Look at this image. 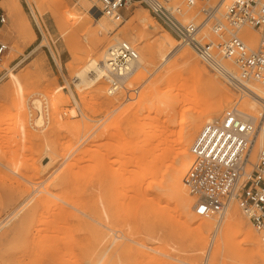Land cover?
I'll use <instances>...</instances> for the list:
<instances>
[{"label":"rangeland","instance_id":"1","mask_svg":"<svg viewBox=\"0 0 264 264\" xmlns=\"http://www.w3.org/2000/svg\"><path fill=\"white\" fill-rule=\"evenodd\" d=\"M14 1L13 13L5 6L8 0H0L7 17L0 35L9 46L2 64L7 63L19 76L28 98L25 110L20 113L13 107L12 96L1 94L7 82V70L1 64L0 79L4 78L0 80V223L7 220L0 227V264H210L207 251L214 228L225 217L196 215L195 200L187 188L192 216L182 215L173 178L183 160L178 158L172 167L170 160L178 151L177 141L183 129L179 120L189 116L185 111L181 117L169 109L160 112L169 103L188 96L193 80L200 78L198 74L196 79L190 76L194 66L184 52L191 48L178 46L169 56L148 60L145 52L148 44L166 32L176 41L179 39L137 2L124 10L123 22L118 25L102 18L98 0ZM174 2L182 7L184 21L200 20V5L188 9L186 0ZM74 12L78 18L67 21L66 17ZM145 12L153 19L149 31L133 21L145 17ZM86 20L89 23L85 28L82 25ZM102 21L111 27L108 32L100 28ZM129 30L133 33L132 40L124 35ZM239 35H246L248 42L258 37L248 27ZM201 36L205 37L203 41L216 39L209 28ZM91 40L101 43L94 53ZM117 40L130 43L140 58L147 60L143 69L125 80L126 84L114 94L108 93L113 84L107 78L98 86L86 84L78 89L72 67L83 66ZM196 57L197 65L208 72L203 70V75L223 85L230 95L228 106L213 119H222L236 105L255 119L258 138L253 157L256 158L264 146L261 138L264 105L253 104L243 86L234 87ZM225 63L239 73L232 63ZM167 68L171 71L169 79L162 76ZM245 82L260 86L253 81ZM153 83L158 91L149 94ZM58 86L65 87L62 98L52 93ZM46 94L55 99L51 107L45 104ZM35 99L43 101L42 112L35 107ZM75 103L80 112L76 118H70L69 110ZM147 106L152 111L151 119L147 118ZM258 109L260 113L255 111ZM57 111L61 119L56 118ZM42 116L44 125L40 126L36 121ZM165 116L173 117L171 124ZM190 116L195 117V113ZM206 120L207 117L190 148ZM18 121L26 123V131L22 128L19 131L22 125ZM112 126L117 129L111 130ZM109 129L113 136L109 135ZM164 133L171 139L167 146L160 144ZM115 142L124 148L122 155L111 151ZM167 147L168 154L158 157L160 150ZM232 204L238 211L236 220L254 241L244 244L234 229L222 245L217 264H264L254 256L264 249L261 235L238 205ZM201 220L213 223L210 231L200 232L202 237L196 229V221ZM106 234L123 238L104 252L112 239L101 247Z\"/></svg>","mask_w":264,"mask_h":264},{"label":"built area","instance_id":"2","mask_svg":"<svg viewBox=\"0 0 264 264\" xmlns=\"http://www.w3.org/2000/svg\"><path fill=\"white\" fill-rule=\"evenodd\" d=\"M97 9L121 25L124 10L134 2L145 6L154 18L174 34L184 46L192 47L199 59L219 77L241 88V81H253L264 87V0H186L188 9L200 5L199 21H184L182 7L174 0H98ZM7 17L0 7V30ZM248 27L258 35L251 48ZM209 28L215 40H206L201 32ZM9 49L0 35V66ZM112 77H122L128 66L139 60V53L128 42L108 50ZM238 69L234 76L225 65ZM122 75V76H121ZM113 84V82H112ZM255 119L241 112L237 105L222 119L207 122L191 146L192 162L185 176V186L194 198V212L205 218L225 215L236 203L243 215L261 235L264 244V146L253 157L257 144Z\"/></svg>","mask_w":264,"mask_h":264},{"label":"bare ground","instance_id":"3","mask_svg":"<svg viewBox=\"0 0 264 264\" xmlns=\"http://www.w3.org/2000/svg\"><path fill=\"white\" fill-rule=\"evenodd\" d=\"M35 1H37V0H35ZM5 6L10 12H13V13L15 12L16 3L14 0H8V3H6ZM90 7L88 6V8H90ZM43 10L41 12H43ZM145 14H146L145 17H143V18L138 17V18L134 19L133 21H137L139 23V26H142L143 30L149 31L150 29H152L153 19L151 17H149L147 12H145ZM183 16H184V13H183ZM77 18H78V14L74 12V13L69 14L66 17V20L67 21H73ZM102 18L104 19L105 17L102 16ZM188 21H190V20H188ZM87 23H89V21L86 20V22L82 25V27L86 28ZM99 26L105 32H108L111 29V27H109V25L106 21H102L101 23H99ZM113 27H115V26H113ZM153 29H155V28H153ZM140 31L141 30H139V32ZM131 33L132 32L130 30L126 31L124 33L125 38L132 40V37H130V36H132V35H130ZM142 35H143V33H142ZM257 38L258 37H256V38L253 37V40L248 42L249 47L252 48L257 44V41H258ZM115 39H118V38H115ZM134 39L135 38H133V40ZM91 41H93V40H91ZM117 41L118 42L115 44L108 45L107 49H105V51L98 53V55L95 58H91L83 66L79 67V65H80L79 64L78 66L72 67V69L74 70L72 78L75 80V82H76L75 84L78 87V89H79V86L86 85V84L98 86V85H100V83L102 82L103 79L107 78L108 80L113 82V85L112 86L110 85V87L108 89V93L114 94L121 86L123 87L126 84L125 80L128 81L127 79L134 76L137 73L138 69H140V68L143 69V67L147 63V60L141 59L139 57V60L137 62L130 64V66H128L127 73H122V75H125V76L121 75L122 77H118V78L112 77V75L109 73V71L112 70V67L108 61V55L107 54H108V50L111 47H113L116 44L121 42L120 40H117ZM100 45H101V43L99 41L94 42V48L92 49V53H94L96 50L98 51V48L100 47ZM251 45H254V46H251ZM178 46H183L182 42H180L179 40L176 41L169 33L166 32L163 37L156 39L155 42L152 44H148L146 46L145 52H146V55H147L148 60H149V59H153L156 56H159V57L169 56L171 54V52ZM190 48L192 51L186 50V52H184V54L188 58L189 62H192L193 66H194L192 68V70L190 71L191 75L190 74L189 75L193 76L196 79L195 76L198 74L200 76V78L196 79V81H198L199 83L196 84V81L193 80L194 84L192 83L193 86L189 87L190 89H188V91H190V92L187 94L188 96L182 98L181 100L171 102V103H169L168 107H162L160 109V112L169 109L170 113H174V115L177 114V115H179V117H181L182 111H185L186 116H189L186 120H182V121L179 118L180 119L179 121L181 122L183 129L181 130L179 140L177 141V143H178L177 144L178 145L177 150L178 151H177V153L176 152L174 153V157L172 156L173 158L170 160L171 167L177 162L178 158H180L181 161L183 160L182 165H180V169L178 171H176V173H175L176 176L174 175L175 178H173V177L172 178L174 179L173 183H175L174 184L175 185V192H177L180 195L179 205H180L181 213L186 218H189V217L191 218V216H192V214H191L192 213V202H191V199L188 198L189 195L187 196L186 186H185V182H184L185 176L187 174L190 163L192 161V156L190 153L191 142L194 138V135L197 133L200 126L204 122V119L207 117V120H210V121L206 120V122L213 121L214 120L213 118L219 116L222 113V111L224 110V108L226 106H228V103L230 102V95L225 90L227 88L224 87L225 88L224 89L222 87L223 85L221 86L218 83H216L213 79H211L210 77H205L203 75L204 74L203 70H205V69H202L200 66L197 65V57H196L197 54L192 47H190ZM172 54H174V53H172ZM185 65H187V63ZM225 65H226V63H225ZM187 66L189 67L190 65H187ZM2 68L7 70V73L5 74L7 77V82H6L5 87L1 91L2 92L1 94L11 95L13 98V101H14L13 107H15V109H17L21 113L22 110L23 111L25 110L24 105L27 101L28 95L24 94L23 84H22L19 76L14 72V70L9 68L8 64L5 62L2 64ZM227 68L234 76H238L233 70H231V68H229L228 66H227ZM169 72H171L170 68H167L165 73L162 75L163 78L169 79V75H170ZM207 74H208V72H207ZM3 78L4 77H2L1 79H3ZM189 79L191 81V78H189ZM202 80H203V82H202ZM124 82H125V84H124ZM241 84H242L243 88L247 91L248 96L253 100V104H259L261 106L264 105V90H263L264 87L263 86H261L259 84L261 86L260 87L258 85L250 84V83L245 82V81H241ZM155 85L156 84H154V83L152 86L150 84V87H153V88L152 89L150 87L148 88L149 90L151 89L150 92L148 91L149 94H153L155 92V90L158 91L156 89L157 86H155ZM179 86H180V82H179ZM180 87H183V86H180ZM63 89H65L64 86H58L55 88L54 92H52V93H53V95L59 94L58 97L62 98V97H64L63 93H62ZM180 90H181V88H180ZM169 91H171V90H169ZM168 94H169V92H168ZM45 97H46V98H44L45 104L47 106L51 107V105H54L55 99L53 97H51L50 94H48V95L46 94ZM162 97H164V95ZM41 102H43V101H41ZM41 102L39 100L35 99L33 103H34V105H36L35 107H38L37 109H40V111L42 112L43 103H41ZM255 106L256 105H253V108L256 109ZM145 110L148 113L147 118L149 119V117H150V119H151L153 116L152 117L150 116V114L152 112L150 107L147 106L145 108ZM255 111H258V113H260L259 109L255 110ZM79 112H80V108H79L78 104L75 103V106L71 107V109L69 110L70 118H76L78 116ZM54 113H55V111H54ZM191 113H195V117L190 116ZM57 114H55V115H57V117L56 116L55 117L57 119L58 118L61 119L58 111H57ZM244 114H246V113H244ZM246 115H248V114H246ZM248 116L253 118V116H251V115H248ZM165 117L167 118V116H165ZM211 119H213V120H211ZM21 120H22V118H21ZM173 120H174L173 117L169 116L166 121H168L171 124V122ZM23 121H21L22 123H20L18 121L19 122L18 125L19 126L22 125V127H19V131L20 130L22 131V129L24 131L27 130L26 129V123H24L25 121L24 122ZM180 122H178V123H180ZM36 123L40 126L44 125L43 116L40 117L36 121ZM162 123H163V121L160 122L161 128L163 125ZM164 123H166V122L164 121ZM181 124H178V125H181ZM163 127H165V125ZM20 128H22V129H20ZM111 128H112L111 130L117 129V127H115V126H112ZM165 129L166 128H164V130ZM111 130L109 129V135L113 136V132ZM263 133H264V131H263ZM169 137H167L165 135V133H164V135H161L160 144H163L164 146L169 145L171 143V139ZM261 138H264L263 134H262ZM149 143L150 142L147 140L146 144L148 145ZM169 148L168 149L165 148V149L160 150L158 157L166 156L168 154V151H170ZM111 151L114 154L120 153L122 155V153L124 152V148L122 147L121 144H118L115 142L114 145L112 146ZM155 160H157V159H155ZM155 160H153L154 161L153 164H155V162H156ZM157 199H159V198H157ZM237 215H238L237 209L233 206V204H231V206L229 207V209L227 210V212L224 215L225 219H224V222L222 221L223 224L220 223V225H219V223L217 222L218 224L214 228L212 241H211V243L209 245V249L207 251L208 260L210 259V264H217V260L220 256V251H221L222 245L227 241L229 233L231 231H233L234 229H236L237 234L242 237L244 244L250 245L251 243H253L254 239H252L251 236L248 233H246V231L244 232L242 230V227L240 226V222H238L236 220ZM199 217H202V216H199ZM202 218H205V217H202ZM208 218H212V217H208ZM6 220L7 219L5 218L0 223V227L4 224V222ZM219 221H221V220H219ZM196 223H197L196 229H197V232L199 233V235H200V232L204 233L205 231H210L212 229V226H213V223L211 224L210 221H205V220L204 221L201 220L198 222L196 221ZM109 231H110V229H109ZM200 236L202 237V235H200ZM203 237H204V235H203ZM110 238H112V239L110 240ZM120 238H123V237L122 236L119 237L116 234H115V236L111 237L109 234H106L105 237L101 241L102 243H100L101 247L105 243H107L109 240L111 242H109V246H107V248L104 247L103 251L107 252L108 249H110L113 246V244H115L117 242V240H119ZM254 256L259 257L264 262V249H261L258 252L254 253Z\"/></svg>","mask_w":264,"mask_h":264}]
</instances>
